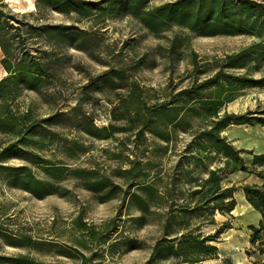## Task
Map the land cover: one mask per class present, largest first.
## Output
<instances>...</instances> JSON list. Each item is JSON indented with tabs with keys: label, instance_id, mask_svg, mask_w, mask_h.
<instances>
[{
	"label": "rangeland",
	"instance_id": "obj_1",
	"mask_svg": "<svg viewBox=\"0 0 264 264\" xmlns=\"http://www.w3.org/2000/svg\"><path fill=\"white\" fill-rule=\"evenodd\" d=\"M173 1L146 0L142 9ZM76 2L0 0V20H9L0 28V79L19 65L42 73L37 88L16 83L6 100L0 97L1 112L15 124L0 131V264L15 258L19 264H170L172 257L153 250L164 235L213 234L233 221L231 213L190 210V191L223 159L187 149L209 120L190 115L189 126L167 127L166 140L139 133L131 111L211 76L227 55L258 38L203 35L173 22L155 32L122 0ZM224 70L257 78L264 59ZM248 111L264 119V86L239 89L220 114ZM221 135L235 148L264 152V125L257 120L229 124ZM241 156L252 167V154ZM258 171L264 165L230 173L222 185H233L240 200L241 193L234 195L243 184L262 182ZM25 174L43 183L41 195L27 190L34 184ZM148 183L149 195L140 187ZM209 219L214 223H204ZM231 237L227 228L219 234L221 250L209 264L264 261L261 242L232 247Z\"/></svg>",
	"mask_w": 264,
	"mask_h": 264
},
{
	"label": "trees",
	"instance_id": "obj_2",
	"mask_svg": "<svg viewBox=\"0 0 264 264\" xmlns=\"http://www.w3.org/2000/svg\"><path fill=\"white\" fill-rule=\"evenodd\" d=\"M146 0H122L126 11L138 16L143 25L151 31L157 32L164 23L173 22L191 30H198L203 35L216 34H252L258 40L239 52L227 55L214 74L201 81H194L189 87H184L174 94H169L159 103L147 106L145 109L135 108L131 111L133 122H137L138 132L147 130L162 139H168L169 125L189 126L188 117L198 116L209 120V127L194 133L193 139L188 143L187 149L195 148L203 152H214L222 157V166L208 169L206 177L197 188L190 191L193 199L192 211L210 212L221 214L230 213L236 201L233 197L235 187L223 186L230 173L235 171L254 172V167L264 165V152L252 153L245 149L235 148L221 131L229 124H253L254 120L264 125L262 117H256L254 112L246 114H220L226 102L231 101L239 89L244 87H263L264 75L254 78L248 75L226 72L224 68H247L251 63H258L264 59V5L253 0H176L156 6L151 10H143ZM63 3L76 4V0H62ZM74 9V8H73ZM75 10H80L75 8ZM8 15L2 21L0 28L8 23ZM12 19V18H10ZM42 82V73L38 66L33 68L28 65H19L17 70L5 78L0 79V97L6 100L12 93L13 84L20 83L29 89L37 88ZM2 106H0L1 108ZM52 117L46 119L51 120ZM14 119L0 110V131L11 129L15 125ZM28 131V130H27ZM17 132L22 135L21 129ZM91 132V131H88ZM22 140V139H20ZM10 144L5 152L14 147ZM242 152L252 154L251 165L248 168L241 156ZM40 162V161H39ZM262 179L260 184H243L241 186L246 200L261 214L257 226L250 225L251 244L258 241L262 243L264 252V173L257 172ZM26 182H32L34 187H25L35 195L42 194L43 183L37 178L22 175ZM142 187L151 194L152 184ZM41 188V189H40ZM134 197H140L133 193ZM188 210V209H187ZM204 223H214L209 219ZM229 224H221L213 234L202 235L200 232L193 234L191 231L167 237L164 235L158 240L153 250L156 256L163 259L172 257L170 264H203L217 253L216 239ZM166 231V230H165ZM19 258L12 259L14 264L20 263ZM255 264H264V261Z\"/></svg>",
	"mask_w": 264,
	"mask_h": 264
},
{
	"label": "crops",
	"instance_id": "obj_3",
	"mask_svg": "<svg viewBox=\"0 0 264 264\" xmlns=\"http://www.w3.org/2000/svg\"><path fill=\"white\" fill-rule=\"evenodd\" d=\"M254 182L256 183L257 181ZM239 193H241V199H235L236 204L230 212L233 221L229 224V228L227 229L231 230L232 237L231 240L229 239V242L232 244V247H247L251 246L250 241L252 232L249 226H257L261 220V214L246 200L242 189L237 190L234 196H237ZM220 250V247H217V251L219 252ZM246 260L249 264H253L254 262H249L248 259Z\"/></svg>",
	"mask_w": 264,
	"mask_h": 264
},
{
	"label": "bare ground",
	"instance_id": "obj_4",
	"mask_svg": "<svg viewBox=\"0 0 264 264\" xmlns=\"http://www.w3.org/2000/svg\"><path fill=\"white\" fill-rule=\"evenodd\" d=\"M212 260H205L203 261V264H209Z\"/></svg>",
	"mask_w": 264,
	"mask_h": 264
}]
</instances>
